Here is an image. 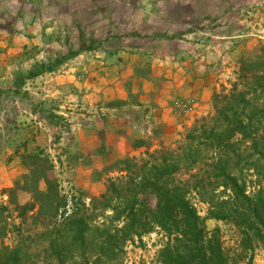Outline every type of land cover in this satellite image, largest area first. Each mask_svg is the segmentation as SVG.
<instances>
[{"label": "crops", "instance_id": "0c3cea01", "mask_svg": "<svg viewBox=\"0 0 264 264\" xmlns=\"http://www.w3.org/2000/svg\"><path fill=\"white\" fill-rule=\"evenodd\" d=\"M262 1L0 0V191L47 144L62 188L100 196L117 162L213 113Z\"/></svg>", "mask_w": 264, "mask_h": 264}, {"label": "trees", "instance_id": "16d2710c", "mask_svg": "<svg viewBox=\"0 0 264 264\" xmlns=\"http://www.w3.org/2000/svg\"><path fill=\"white\" fill-rule=\"evenodd\" d=\"M255 78L261 80L256 84L264 93V74ZM257 91L258 88L254 87L253 92ZM250 92L225 96L228 102L220 107L216 103V114L197 122L186 136L188 143L176 150L146 151L144 156L148 160L134 171V177L132 167L128 166L127 185L131 186L126 187L127 197L121 196V191L114 182L111 183L117 195L115 198L121 203L113 205L114 198L110 197L102 206V211L110 210L112 215L106 217L111 227H106L100 234L104 237L99 247L100 260L106 256L112 261L122 245L135 243L136 239L142 243L145 235L159 231L166 238L158 252L159 264H230L219 234L206 230L192 201L193 193L209 206L210 219L230 221L240 230V247L244 252L253 253L256 247L264 248V187L249 195L246 184L241 183L229 168L228 157L230 152H235L234 147L250 142L251 156L254 155L264 168V136L259 135L264 108L246 98ZM198 123L200 126L197 127ZM205 156L210 159L207 163L210 168L208 181H176L182 172L206 164ZM135 161L136 158H132L122 163L128 165ZM24 164L29 174L0 192V198L7 197V202L0 200V264H23L24 239H19L13 248L4 240L13 232L11 227L20 234L28 214L40 217L46 213L51 225L56 226L57 222L52 221L59 212H62V218L67 213L68 198L60 191L54 163L38 151L25 156ZM198 177L199 174L191 176L193 179ZM218 189L222 191L216 193ZM24 195H29L27 201H23ZM106 196L103 194L101 198ZM73 214L68 216L70 219L66 225L71 232V242L65 243L61 241L62 237L55 235L52 238L50 234L49 248L61 260L63 254L78 247L82 259L87 260V234L92 230L91 225L84 217ZM12 218L19 219L20 224L11 225ZM115 223L123 225L118 228Z\"/></svg>", "mask_w": 264, "mask_h": 264}, {"label": "rangeland", "instance_id": "374dc122", "mask_svg": "<svg viewBox=\"0 0 264 264\" xmlns=\"http://www.w3.org/2000/svg\"><path fill=\"white\" fill-rule=\"evenodd\" d=\"M250 7L249 17L251 18L248 19V28L245 30L244 38H242L244 40H241V43L238 44L240 47L235 51L236 60L234 66H230V64L226 63L224 64V66H226L225 81L221 83L219 93L215 94H221L222 96L216 99L215 97L213 98V113L210 116H207V118L216 114V103L219 107L226 105L228 100L225 96L234 95L233 93L238 95L240 91L251 90L252 92H250L246 98L253 100L254 104L264 108V93L261 91L262 88L256 84L261 80L255 78L258 75L264 74V1ZM254 87L258 88V91L255 93L253 92ZM236 88L237 90H234ZM203 118L195 120L191 128L181 131L178 134V137H175L172 142L167 143L166 145L162 144L150 152L176 150L180 145L188 143L186 136L196 126L197 122H200ZM198 126H200V123H198L197 127ZM64 130L65 129L59 131ZM259 135H261V137L264 136V115L260 120ZM250 146V142L237 145L233 149L235 152H230V156L228 157L229 168L233 175L237 176L241 183L246 184L247 193L252 196L257 193L261 187H264V168L263 164L259 162L254 155L251 156L252 151L249 149ZM44 147L46 148H42L38 151H42L44 157L49 158L50 161L54 163L51 159L52 154L46 151V149H49L47 144H45ZM132 158H136V161L131 162L128 165L119 161L113 166L112 170L113 172L116 171V174H114L113 177L106 179L103 193L98 197L85 195L75 187L67 189L62 188L60 178L57 177L55 170V176L58 180L60 191L62 195L68 198L66 215L62 218L60 215L62 212H59L56 220L52 221L57 222V225L55 226L51 225L50 217L46 213L40 217H35L30 213L26 216L24 223L21 226L20 234L18 231H14L11 227L13 232L4 240L5 244L13 248L18 243L19 239H24L25 243L23 252L21 253L23 264H85L86 262L92 264H159L158 252L166 242V238L159 231L145 235L142 243L136 239L135 243L127 242L125 245H122V247H120L115 253V258L112 261L106 256L101 260L98 257L100 253L99 247L104 239L100 234L106 229V227H111V224L106 217L112 215L110 210L102 211V206L110 197L114 198L112 202L113 205L118 206L121 203V200L115 198L117 195L113 192L111 183L114 182L118 190L121 191V196H124V198L127 197L128 193L126 187H130L131 185H127L130 173L128 174L126 169L128 166H131L133 171L131 175L134 177V171H137L138 167H141L142 164L148 160V157L144 155H137L128 157L123 161ZM205 161L206 164H201V166H198L189 172H182L179 174L176 177V181L187 182L190 180L191 183H194L195 181L199 183L204 179L208 181V171L210 168L207 166V163L210 162V159H207L205 156ZM26 169L27 173L24 175L29 174L27 167ZM195 174H199V177L195 179L191 178V176ZM24 175L20 176L16 181L22 179ZM205 184L208 183L205 182ZM210 188L211 186L208 190H210ZM221 191L222 189H218L216 193H220ZM103 194L107 195L105 199L101 198ZM28 197L29 195H24L23 201H27ZM191 198L199 211L206 230L211 234H219L225 253L230 260V264H264L263 247H256L253 253L244 252L240 247L242 238L240 230L230 221H217L210 219L208 215L209 206L206 203H203L200 200L199 195L195 193L191 195ZM0 200L2 202H7V197H2ZM73 213L77 214L78 217H84L91 225L92 230L87 234V260H83L80 255L81 250L78 247H74L71 253H65L61 256V261L49 248V236L52 234L51 237L55 238V235H57L59 238L62 237L61 241L65 243L71 242V232L67 226L70 219L68 216H73ZM12 220L13 221L10 220L11 225L20 224L19 219L12 218ZM115 224V227L118 228L123 225L121 223ZM112 230H114V226Z\"/></svg>", "mask_w": 264, "mask_h": 264}, {"label": "built area", "instance_id": "2783aa9c", "mask_svg": "<svg viewBox=\"0 0 264 264\" xmlns=\"http://www.w3.org/2000/svg\"><path fill=\"white\" fill-rule=\"evenodd\" d=\"M24 1L27 4H33V3H36L39 0H24ZM80 78H83V76H81ZM180 106L181 107L184 106L183 107L184 110L189 111L192 105L189 103V104H185V105L184 104H181ZM62 129H64V127H59V130H62Z\"/></svg>", "mask_w": 264, "mask_h": 264}]
</instances>
